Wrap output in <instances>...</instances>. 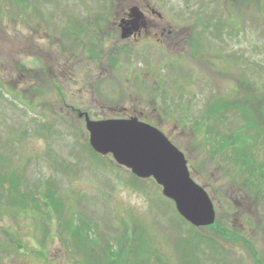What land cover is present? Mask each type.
<instances>
[{"label": "rangeland", "instance_id": "obj_1", "mask_svg": "<svg viewBox=\"0 0 264 264\" xmlns=\"http://www.w3.org/2000/svg\"><path fill=\"white\" fill-rule=\"evenodd\" d=\"M124 1L0 0V264H93L69 224L96 255L106 250L97 264H264V179L253 185L229 148L204 143L209 128L214 139L239 126L234 107L204 120L221 99L239 104V79L264 98V0H131L186 41L144 37L130 53L108 29ZM73 109L141 111L184 153L214 226H192L152 178L93 151ZM259 144L245 151L255 177Z\"/></svg>", "mask_w": 264, "mask_h": 264}, {"label": "water", "instance_id": "obj_2", "mask_svg": "<svg viewBox=\"0 0 264 264\" xmlns=\"http://www.w3.org/2000/svg\"><path fill=\"white\" fill-rule=\"evenodd\" d=\"M122 28L121 37H127ZM90 147L141 179L153 178L177 212L196 227L215 220L213 202L206 190L193 180L183 152L156 126L130 118L91 119L85 113Z\"/></svg>", "mask_w": 264, "mask_h": 264}, {"label": "trees", "instance_id": "obj_3", "mask_svg": "<svg viewBox=\"0 0 264 264\" xmlns=\"http://www.w3.org/2000/svg\"><path fill=\"white\" fill-rule=\"evenodd\" d=\"M19 66H20L19 64L16 65V67ZM8 68H9V64L6 66L7 70ZM6 81H8V78L6 79ZM239 84H240L239 87L244 88V90L242 91V96H239V104L238 105L235 104L234 106H232L227 102L228 100L221 99L222 103H219L217 106L213 107L212 110L206 111V116L204 119L206 120L207 118L210 117L211 114H213L215 119L218 120L216 117L219 114H224V113H220L224 108L234 107L239 111V126H237V128L234 129V131L231 133L230 136L228 137L222 136L223 138H221L220 136L218 137L214 135L213 136L214 139L210 137V134L213 135L212 132L216 127L214 126L212 129L209 128L208 133L210 134H208L205 137L204 143L210 144V149L212 153H215L217 150H220L225 147L227 149L229 148V151H225V152H229L228 159L233 162V164L236 167V170L237 171L239 170V172L240 173L242 172L243 174L247 173V176H253L254 178H252L253 180L251 182L253 185L257 183L261 185L260 179H264V169H263L264 167H262L261 165L258 166V174H256L255 177L254 171L256 170V165H255L254 156L250 153H245V151L247 152L248 148H250L253 145H256V143L260 145L259 144L260 140L262 137H264V98L263 95H261V93H259L252 86L251 83L245 80V78L242 77L241 79H239ZM17 87L20 86L18 85ZM227 140H231V142ZM227 143H230L231 145H229L228 147ZM223 155L225 156L226 154ZM237 165H239V168H237ZM9 201L15 202L16 199L14 201L12 200ZM17 202L19 203V200H17ZM82 222H84L83 224H86L85 221ZM210 226H214V225L212 224ZM73 227H74L73 225L69 224L67 227L68 232L70 231V234H72L73 237L77 239V244L81 246L82 249H84L83 251L84 253H86V256L89 257L90 254L91 256L97 258L96 262H95L96 258H94V262H92L93 264L94 263L97 264L98 260L101 258L100 255L104 256V254H106V250L102 251L101 254L96 255V253H94L95 248L93 246L89 247V242L82 237L80 232L78 233L75 232L72 229ZM80 228L81 227L76 229H80ZM79 231H83V230L80 229ZM241 239L242 238L239 237V241H241ZM241 242L247 243L246 240H243ZM87 247L90 249L87 250L86 249ZM255 252L254 254L256 261L261 263V261L257 258L256 256L257 254Z\"/></svg>", "mask_w": 264, "mask_h": 264}, {"label": "flooded vegetation", "instance_id": "obj_4", "mask_svg": "<svg viewBox=\"0 0 264 264\" xmlns=\"http://www.w3.org/2000/svg\"><path fill=\"white\" fill-rule=\"evenodd\" d=\"M116 11V16L111 20V23L108 25V29L112 28L117 31L121 37L122 28L125 26L127 29V37L122 38L126 39V53L133 52L131 44L138 42L142 38L153 39L154 43L162 46L167 43L169 45H175L178 42H185L181 35L182 30H177L173 28H164L165 25L161 14L150 4L145 2L137 3L135 1L126 0L124 2H119ZM102 19V18H101ZM101 19H96L101 21ZM106 20V18H103ZM165 39V41H164ZM167 41V42H166ZM134 47V46H133ZM131 48V49H130ZM24 76V75H19ZM18 76V77H19ZM61 90V88H60ZM75 110V109H73ZM76 115L79 118H84L85 113L89 116L87 111L75 110ZM141 111L136 112L134 109L125 114L124 118L137 117L139 120L147 122L144 119V116ZM149 123V122H148ZM151 124V123H150Z\"/></svg>", "mask_w": 264, "mask_h": 264}]
</instances>
